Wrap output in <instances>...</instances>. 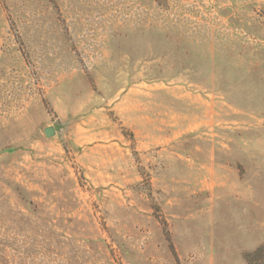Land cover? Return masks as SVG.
<instances>
[{
    "label": "rangeland",
    "instance_id": "rangeland-1",
    "mask_svg": "<svg viewBox=\"0 0 264 264\" xmlns=\"http://www.w3.org/2000/svg\"><path fill=\"white\" fill-rule=\"evenodd\" d=\"M0 264H264V0H0Z\"/></svg>",
    "mask_w": 264,
    "mask_h": 264
},
{
    "label": "water",
    "instance_id": "water-1",
    "mask_svg": "<svg viewBox=\"0 0 264 264\" xmlns=\"http://www.w3.org/2000/svg\"><path fill=\"white\" fill-rule=\"evenodd\" d=\"M58 130V128H56ZM56 129L54 128H48L45 130V133L47 135V137H51L56 133Z\"/></svg>",
    "mask_w": 264,
    "mask_h": 264
},
{
    "label": "trees",
    "instance_id": "trees-1",
    "mask_svg": "<svg viewBox=\"0 0 264 264\" xmlns=\"http://www.w3.org/2000/svg\"><path fill=\"white\" fill-rule=\"evenodd\" d=\"M260 251H262V250H260Z\"/></svg>",
    "mask_w": 264,
    "mask_h": 264
}]
</instances>
